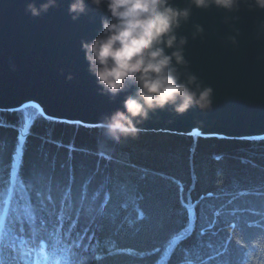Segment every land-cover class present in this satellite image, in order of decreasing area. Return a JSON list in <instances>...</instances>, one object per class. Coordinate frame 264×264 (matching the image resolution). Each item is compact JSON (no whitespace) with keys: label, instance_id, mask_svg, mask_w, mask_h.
<instances>
[{"label":"trees","instance_id":"1","mask_svg":"<svg viewBox=\"0 0 264 264\" xmlns=\"http://www.w3.org/2000/svg\"><path fill=\"white\" fill-rule=\"evenodd\" d=\"M10 188L18 264H264V138L144 130L115 144L101 125L0 109V202Z\"/></svg>","mask_w":264,"mask_h":264},{"label":"water","instance_id":"2","mask_svg":"<svg viewBox=\"0 0 264 264\" xmlns=\"http://www.w3.org/2000/svg\"><path fill=\"white\" fill-rule=\"evenodd\" d=\"M176 2L183 5V0ZM24 3L0 0V109L34 104L52 119L100 125L103 115L118 107L122 99L98 94L80 51V40L91 39L100 28L102 13L92 11L90 6L88 15L72 21L66 13L67 2L62 0L46 15L32 18L25 13ZM226 15L215 8H193L190 22L181 29L189 34L193 23L205 29L202 38L189 39L186 55L192 70L215 90L212 111L194 108L181 117L157 112L143 125L145 131L264 138V37L256 36L257 25L264 21V10L241 6L236 13L239 19L233 22L240 29L235 47L223 39L232 31V26L224 22ZM30 71L37 75L29 76ZM68 72L73 73L72 80L65 79ZM20 94L38 104L12 106ZM39 102L49 104L51 113L47 114ZM202 115L220 133L192 132L184 127Z\"/></svg>","mask_w":264,"mask_h":264},{"label":"clouds","instance_id":"3","mask_svg":"<svg viewBox=\"0 0 264 264\" xmlns=\"http://www.w3.org/2000/svg\"><path fill=\"white\" fill-rule=\"evenodd\" d=\"M62 0H25L24 11L39 18L57 8ZM66 13L78 21L91 10L101 12L100 28L91 38L80 40V51L98 94L121 97L119 106L103 115V135L115 144L134 140L143 125L157 112L181 117L192 109L212 111L215 90L192 70L186 55L189 39L202 38L205 29L192 24L193 8L223 10L232 31L223 39L238 46L240 29L234 21L241 6L264 10V0H66ZM257 38L264 37V21L257 25ZM68 72L65 79L72 80Z\"/></svg>","mask_w":264,"mask_h":264},{"label":"snow or ice","instance_id":"4","mask_svg":"<svg viewBox=\"0 0 264 264\" xmlns=\"http://www.w3.org/2000/svg\"><path fill=\"white\" fill-rule=\"evenodd\" d=\"M16 177L13 175V186H15ZM13 189H9V198L0 202V264H18V257L16 253L25 247V227L24 222L19 219V208H9V201L12 198ZM23 189L21 188V192ZM38 209H33L31 205L26 206L25 214L28 216V222L31 223L34 220V212H38ZM100 215H104V208H101ZM140 219L144 218L143 213L140 214ZM223 251H217V256L225 255L227 251V244H221ZM5 251L11 253L9 261H5ZM22 259V257H20ZM222 264H232L230 260L222 261Z\"/></svg>","mask_w":264,"mask_h":264},{"label":"bare ground","instance_id":"5","mask_svg":"<svg viewBox=\"0 0 264 264\" xmlns=\"http://www.w3.org/2000/svg\"><path fill=\"white\" fill-rule=\"evenodd\" d=\"M30 72L31 73H29V76L37 75L36 71H30ZM42 98H43V100H42ZM42 98L40 97L41 101H44V97H42ZM29 102L38 104L37 101L33 102V100L30 98H27L26 95L20 94L15 98L14 102L11 103V105L12 106H24V105L28 104ZM39 105H41V107L44 108V111L47 114L51 113V107L49 104L44 103V102L42 104L39 102ZM28 106H30V105H28ZM184 127L186 129L192 131V132L220 133V132H217V130L212 127L211 121L203 115L189 120V122H187L184 125Z\"/></svg>","mask_w":264,"mask_h":264}]
</instances>
